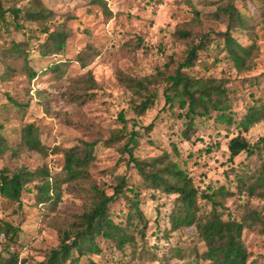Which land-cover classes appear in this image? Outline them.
Segmentation results:
<instances>
[{
    "label": "rangeland",
    "instance_id": "rangeland-1",
    "mask_svg": "<svg viewBox=\"0 0 264 264\" xmlns=\"http://www.w3.org/2000/svg\"><path fill=\"white\" fill-rule=\"evenodd\" d=\"M30 1L0 0L7 22L12 21L9 9L26 8ZM40 1L55 13L48 23L49 31L69 32L59 54L40 56L46 38L40 33L42 24L23 21L19 28L0 30V170L9 175L19 170L34 174L19 201L0 196L1 224L19 230L11 242L10 233L0 235V256L13 255L17 264H42L49 251L59 245L61 232L70 229L90 207L92 188L111 195L123 178L125 194L111 204L110 217L123 225L126 214L132 212L128 201H138L146 218L144 237L137 231L130 232L134 242L122 252L97 237L101 253L80 257L79 264H196V254L205 251L204 244L193 228L169 230L176 195L144 187L123 151L128 135L132 131L139 134L130 145L136 158L146 160L167 154L200 191L211 192L219 186L234 190V183L229 181L233 179L230 168L239 163L252 167L259 158L247 160L242 154L232 165L228 161V141L240 134L248 143H255L264 136V120L245 133L235 124L216 122V114L211 112L208 118L193 119L186 140L187 108L176 102L165 103V82L151 86L157 93L154 105L144 115L136 116L132 106L139 99L123 87L117 76L122 73L142 78L162 73L160 79H164L182 64L190 47L207 36L203 45L207 48L198 51L197 59L183 72L193 78L223 81L231 104L227 113L238 122L249 107L264 102V0H102L104 5L94 0ZM227 4L241 13L242 23L233 22L221 12ZM178 31H187L189 37H179ZM224 33H230L242 46L254 45L249 70L239 72L228 60ZM26 41L28 65L35 73L32 79L22 59H7L2 54L13 43ZM87 44L93 45L99 56L82 69L75 57ZM87 71L92 72L96 89L87 91L91 97L79 104L73 100H82L86 88L78 83L74 90V85ZM120 114L125 122H121ZM29 124L47 148L46 153L22 146V130ZM150 124L152 127L146 130ZM120 134L122 137L116 138ZM91 143L94 147L89 177L68 180L63 169L65 151H88L85 144ZM44 182L49 186V197L42 200L38 187ZM244 202L243 196L227 199L223 219L238 220L243 211L249 210L264 218V200L252 199L248 208L241 210ZM199 205L204 213L210 212V203L199 199ZM258 229H244L242 233V241L251 253L247 264H264V236ZM198 264L208 263L199 260Z\"/></svg>",
    "mask_w": 264,
    "mask_h": 264
},
{
    "label": "trees",
    "instance_id": "trees-1",
    "mask_svg": "<svg viewBox=\"0 0 264 264\" xmlns=\"http://www.w3.org/2000/svg\"><path fill=\"white\" fill-rule=\"evenodd\" d=\"M93 3L104 5L102 0H94ZM221 12L227 14L233 22L242 23L241 13L232 4H227ZM7 13H9L8 18L12 21L7 22L6 11L2 9L0 2V30L5 32L9 31L10 26L15 29L19 28L20 22L23 21L42 24L43 28L40 33L46 35V38L41 44L40 56L46 57L59 54L65 47L69 32L67 33L65 29L49 31L48 23L55 17V13L40 0H31L30 6L11 8ZM194 15L198 19V13L195 12ZM177 34L181 38L189 37L187 31H178ZM206 39L207 36H204L199 44L191 46L182 64L177 67L172 75L164 79H160L162 73L142 78H133L118 73V81L126 90L139 99V103L136 104L133 101L132 106V111L136 116L144 115L154 105L157 93L151 90V86L165 82V103L173 104L176 102L180 107L187 108L185 118L188 119V124L184 136L186 140L189 139L188 131L193 129V119L196 117L208 118L211 112L216 114V122L229 126L235 124L237 129L245 133L264 120L263 102L249 107L238 122H235L232 115L229 114L231 104L227 97V90L223 86V81L212 78H193L183 72V69L191 67L197 59V52L207 48L203 46ZM223 42L227 58L234 68L239 72L249 70L254 45L242 46L230 33L223 34ZM27 53L28 41L13 43L9 48L3 49L2 52L7 59H22L26 72L32 79L35 73L29 68ZM98 56L99 53L96 48L91 44H87L76 55L75 62L82 69H86ZM78 83L85 86L86 92L82 100H80L81 98L79 100L75 98L73 101L83 104L86 99L91 97V94H88L87 91L96 89V81L92 72L87 71L75 83L74 90L77 88ZM120 119L121 122H125L121 114ZM151 127L152 124L145 129L148 130ZM138 135L137 132H130L129 138L123 146V151L129 156L128 163L135 167L137 173L141 176L144 187L163 194L176 195L177 203L169 215V230L193 228L195 234L205 246L203 253L196 254V264L199 260L208 264H247L251 253L242 241L243 230L259 227V234L264 236V218H260L259 214L249 210L247 212L243 211L244 214L238 220L230 217L223 219L224 214L222 211L226 210L224 202L235 196L245 197V202L240 205L241 210L247 209L252 199L264 200V136L253 144L248 143L240 134L232 137L227 144L229 163L233 165L234 160L242 154L245 155L247 160L258 157L259 163L253 164L252 167L249 164L239 163L237 166L230 168L229 171L233 173V179L229 181L234 183V190L219 186L212 189L211 192H207L196 188L180 164L170 160L167 154L146 160L136 158L133 155V147L130 145L132 141L138 138ZM121 137L122 134L116 136V138ZM21 144L27 150L38 153L47 152V148L42 145L34 126L31 124L23 128ZM85 146L88 151H77L76 148L65 151L63 169L70 181L84 180L89 177L88 167L92 160L91 152L94 144H85ZM2 147L3 143L0 140V153L3 150ZM174 152L176 156L179 155L175 147ZM33 175V173L26 170H19L12 175H9L5 170H0V196L6 200L19 201L25 185ZM225 177L229 179L227 172H225ZM125 183L126 181L123 178L120 179L111 195H107L103 190L93 187L94 195L90 207L70 229L61 232L59 245L49 251L42 264H79L80 257L99 255L101 251L96 243L97 237L110 242L113 248L119 252H122L126 246L134 242L130 232L137 231L144 237L143 233L147 224L145 216L138 207V201H128L132 212L126 214L123 225L116 224L110 217L111 204L125 194V190L122 189ZM38 189L42 195L40 199L45 200L49 197L47 182H44ZM137 194L138 192L134 196L137 197ZM199 199L211 204L210 212L204 213L201 211ZM139 227L141 228L138 229ZM18 231V228L8 224L2 225L0 222V235L10 233V242ZM0 264H17V257L10 255L8 258H2L0 256Z\"/></svg>",
    "mask_w": 264,
    "mask_h": 264
}]
</instances>
